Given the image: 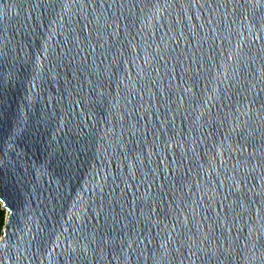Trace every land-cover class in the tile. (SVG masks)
Instances as JSON below:
<instances>
[{"label":"water","instance_id":"1","mask_svg":"<svg viewBox=\"0 0 264 264\" xmlns=\"http://www.w3.org/2000/svg\"><path fill=\"white\" fill-rule=\"evenodd\" d=\"M0 264H264V0H0Z\"/></svg>","mask_w":264,"mask_h":264},{"label":"trees","instance_id":"2","mask_svg":"<svg viewBox=\"0 0 264 264\" xmlns=\"http://www.w3.org/2000/svg\"><path fill=\"white\" fill-rule=\"evenodd\" d=\"M5 217H6L5 209L2 208L0 205V232L3 228L4 222H5Z\"/></svg>","mask_w":264,"mask_h":264},{"label":"rangeland","instance_id":"3","mask_svg":"<svg viewBox=\"0 0 264 264\" xmlns=\"http://www.w3.org/2000/svg\"><path fill=\"white\" fill-rule=\"evenodd\" d=\"M0 203H1V202H0ZM0 205H1V207H2V208H4V209H5V214H6V208H5V207H4L2 204H0Z\"/></svg>","mask_w":264,"mask_h":264}]
</instances>
